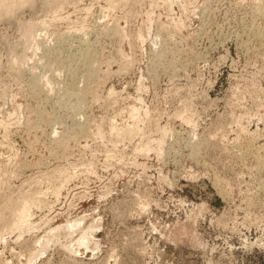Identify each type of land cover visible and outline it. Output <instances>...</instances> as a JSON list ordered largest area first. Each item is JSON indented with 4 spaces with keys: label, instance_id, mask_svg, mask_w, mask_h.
Instances as JSON below:
<instances>
[{
    "label": "rangeland",
    "instance_id": "1",
    "mask_svg": "<svg viewBox=\"0 0 264 264\" xmlns=\"http://www.w3.org/2000/svg\"><path fill=\"white\" fill-rule=\"evenodd\" d=\"M54 2L0 16V264H264V0Z\"/></svg>",
    "mask_w": 264,
    "mask_h": 264
},
{
    "label": "bare ground",
    "instance_id": "2",
    "mask_svg": "<svg viewBox=\"0 0 264 264\" xmlns=\"http://www.w3.org/2000/svg\"><path fill=\"white\" fill-rule=\"evenodd\" d=\"M30 1V0H29ZM69 0H55V2H54V6H56L57 8H59V7H61L63 4H65L66 2H68ZM72 1V0H71ZM165 1H167V0H165ZM170 2V0H168V3ZM25 3V0H0V16L2 15H5V16H8L9 14H11V12H13L14 11V9L16 8V6H21V5H23ZM74 3V2H73ZM69 4V3H68ZM17 9V8H16ZM15 9V10H16ZM55 9V8H54ZM54 11V10H53ZM57 10H55L54 12L55 13H57L56 12ZM15 12V11H14ZM55 13H54V15H55ZM53 15V16H54ZM1 16V17H2ZM56 16V15H55ZM58 17V16H57ZM39 23H40V21H39ZM42 25H43V22L41 23ZM82 25V24H81ZM39 26H41V25H39ZM44 26V25H43ZM83 26V25H82ZM84 27V26H83ZM79 28H81V30H82V27H79ZM38 25H36V24H34V23H29V24H24V26H23V31H24V41H28V42H30V44L32 45V46H34L36 49L39 47V45H40V41H39V36L41 35V33H38ZM80 30V29H79ZM45 34V33H44ZM22 35V36H23ZM79 38V37H78ZM23 40V39H22ZM250 42V41H249ZM81 43H83L82 42V39H81ZM84 44H85V42H84ZM26 46H28V45H26ZM8 47V46H7ZM17 47V46H16ZM43 48V47H42ZM53 48V47H52ZM87 48H84V51L81 53V51L79 52V53H81L80 55H81V57L85 60V62L86 63H84L85 65L87 64V68H88V70L90 71V73L93 71V69L95 70V68H93V66H91L90 65V60L93 58V57H91L90 55V53L89 52H91V51H89L90 50V48H88L87 50H86ZM247 49V48H246ZM12 50H14L13 48H9L8 49V51H9V53H11V54H9V55H11L10 56V61H11V71H12V73H13V75L12 76H14V78H16V79H18L19 77H20V75H21V70H23L22 68H23V63H26V60H28V59H26V55L23 53V54H17V53H15V52H13ZM53 51H54V49H52ZM58 51V49H55V51ZM50 51V50H49ZM49 51H47V53H46V56H48L47 54H48V52ZM54 51V52H55ZM56 51V52H57ZM60 51V50H59ZM53 52V53H54ZM55 52V53H56ZM59 53V52H58ZM92 53V52H91ZM51 54H52V52H51ZM51 54H49L50 55V57H51ZM70 54V53H69ZM92 54H94V53H92ZM58 55V54H57ZM75 55V54H74ZM162 55V54H161ZM53 56H55L54 54H53ZM72 56V55H71ZM70 55H68V57H71ZM77 56V55H76ZM163 56V55H162ZM44 57H45V55H42V56H40V58H43L44 59ZM73 57V56H72ZM48 58V57H47ZM56 58V57H55ZM74 58H76V57H74ZM80 58V57H79ZM78 58V59H79ZM82 59V60H83ZM82 60H79V61H82ZM30 63V62H29ZM75 63H77V62H75ZM80 63H82V62H80ZM94 63V62H93ZM71 64V63H70ZM9 65V64H8ZM26 65V64H25ZM84 65V66H85ZM33 67V66H32ZM30 68V71H31V69L33 70V68ZM93 69H92V68ZM9 68V69H10ZM26 68H27V65H26ZM28 68V69H29ZM73 69H74V67H72ZM71 68V69H72ZM82 68L83 69H86L85 67H83L82 66ZM78 69V68H77ZM69 70V69H68ZM76 69H74L73 71H75ZM34 71V70H33ZM72 71V72H73ZM85 71V70H84ZM89 71H85L86 73H88L89 74ZM96 71V70H95ZM32 72V71H31ZM68 72V71H67ZM71 72V73H72ZM73 73H75V72H73ZM72 73V74H73ZM84 73V72H83ZM86 73H85V76H86ZM96 73V72H95ZM33 75V74H32ZM91 75V74H90ZM92 76V75H91ZM95 76V75H94ZM93 76V77H94ZM97 76V75H96ZM73 77V76H72ZM75 77V76H74ZM89 77V76H88ZM22 78V77H21ZM86 78H87V76H86ZM20 79V78H19ZM36 80H37V77H36ZM39 82V81H38ZM96 82V81H95ZM94 82V83H95ZM33 83H34V81H33ZM96 84V83H95ZM32 85V84H31ZM36 85L38 86V84L36 83ZM36 85H34V86H36ZM90 85V84H89ZM69 90V89H68ZM67 91V90H66ZM79 91V90H78ZM110 94H112L113 92H112V90L111 91H108ZM112 92V93H111ZM78 92H76V97L79 99H82V95L80 96V95H78L77 94ZM67 94V93H66ZM82 94V93H81ZM68 95V94H67ZM78 95V96H77ZM75 97V98H76ZM76 101V100H75ZM84 102V101H83ZM78 106V105H77ZM81 107H83V106H81ZM141 107V106H140ZM130 109H128L127 110V113H129L130 114V118H132V119H136V124H137V120H138V110H139V108L137 109L136 107H134V106H131V107H129ZM75 111V110H74ZM129 111V112H128ZM128 114V115H129ZM138 115V116H137ZM114 116H116V115H114ZM145 116V115H144ZM129 118V119H130ZM101 121V120H100ZM111 122V121H110ZM95 126H96V124H95ZM112 125H111V123H110V127H111ZM136 125H135V123H132V124H130V125H128V126H126L125 125V129L124 128H122V131H123V129H124V133H125V137L127 136V135H131V134H133V135H131V136H134V132H136L137 130H139V129H136V127H135ZM7 127V126H6ZM32 127V126H31ZM98 127V126H97ZM100 127V126H99ZM114 128V130H117L118 132H119V129H115V128H117L115 125L113 126ZM109 128V127H108ZM32 129V128H31ZM98 130V129H97ZM111 130H112V127H111ZM110 130V131H111ZM99 131V130H98ZM160 131H162V130H160ZM97 132V131H96ZM95 132V133H96ZM138 132V131H137ZM102 133V132H101ZM99 134H100V132H99ZM123 134V133H122ZM137 133H135V135H136ZM162 134H164V133H162ZM161 134V135H162ZM161 135H159V136H161ZM68 136V135H67ZM129 137V138H132V137ZM162 137V136H161ZM67 138V137H66ZM158 138V137H157ZM71 139V138H70ZM158 140H159V138H158ZM68 141V140H67ZM66 141V142H67ZM156 142H157V146H158V144H159V141L162 143L163 141L162 140H159V141H157V140H155ZM59 143V142H58ZM61 143V142H60ZM63 143V142H62ZM144 143V142H143ZM146 143V142H145ZM161 143L159 144V145H161ZM64 144H65V141H64ZM62 145V144H61ZM142 146V147H141ZM153 147V146H152ZM152 147H151V145L148 143V141H147V144L146 145H144V144H140V146L138 147L139 149H140V153H142L141 151H147V150H152ZM159 147V146H158ZM159 149V148H158ZM138 150V149H137ZM156 150H157V148H156ZM161 151V150H160ZM160 154H161V152H160ZM115 155V154H114ZM37 180V179H36ZM39 180V179H38ZM40 181V180H39ZM66 183H67V181H66ZM0 184H1V179H0ZM3 184V183H2ZM59 188H60V186L59 187H56V188H54L53 189V191H54V193H55V195H56V193H58V191H59ZM31 195V194H30ZM58 195V194H57ZM11 197V196H10ZM2 199V198H1ZM38 197H35V196H29V200H27V199H25V197H21V202H20V200H17L19 203L18 204H16L15 203V205L13 206V207H10L11 206V204L12 203H9L8 202V204L6 205V207H4L3 208V210H1V213H0V226H5V227H7V228H5V230H6V232H7V230H10V231H12L13 229V231H16V230H18V229H16V228H21V227H26L28 224H29V222H28V224H27V221H28V218L32 215L31 213H30V209H32V208H30L31 207V205L32 204H34L35 205V203H36V201H37V203L39 202L38 201ZM15 202V201H14ZM7 203V202H6ZM37 203H36V207H37ZM9 209L10 211H12V214H11V212H10V215L11 216H9V213L8 212H5L6 211V209ZM28 208H29V212H28ZM8 213V214H7ZM7 215L10 217H7ZM31 225V224H30ZM66 225V224H65ZM76 225V224H75ZM74 225V226H75ZM29 226V225H28ZM67 226H68V224H67ZM56 227H59V226H56ZM56 227H54V230L53 231H50L49 229H48V231L49 232H47L46 234H45V236H44V238L43 239H41V243H40V249H39V251L41 250H44V249H46V247H48V244H49V241H51V238L54 236V234L55 233H57V230H55V228ZM62 227V226H61ZM61 227H59L60 229H61ZM76 227V226H75ZM9 228V229H8ZM26 228H28V227H26ZM34 228V227H33ZM59 228H57V229H59ZM68 229H71V228H69V227H67ZM2 229V228H1ZM12 229V230H11ZM16 229V230H15ZM85 230V229H84ZM86 230H87V228H86ZM85 230V233L84 234H82V232H81V234L83 235H81V237H83L82 238V242H83V244H85V243H87V245H88V243H89V240H88V236H90V235H87L86 233H87V231ZM90 228L88 229V232L90 233ZM19 231V230H18ZM3 232V231H2ZM2 232L0 233V237H1V234H2ZM84 232V231H83ZM4 233V232H3ZM11 233H13V232H11ZM59 233V232H58ZM10 234V233H9ZM18 234V233H17ZM85 236V237H84ZM81 239V238H80ZM80 239H78L79 241H80ZM90 239H91V237H90ZM1 240V239H0ZM40 240V239H39ZM78 241V242H79ZM37 242V241H36ZM82 242H80V243H82ZM64 245V244H63ZM80 245V244H79ZM87 245H84L85 247L87 246ZM66 247H68L69 249H70V247L71 246H66ZM69 249H67V250H69ZM71 249H73V248H71ZM37 251H38V249H37ZM36 251V252H37ZM45 251V250H44ZM71 251V250H70ZM36 252H32L31 253V255L29 256V261L33 258H35V256L37 255V253Z\"/></svg>",
    "mask_w": 264,
    "mask_h": 264
}]
</instances>
